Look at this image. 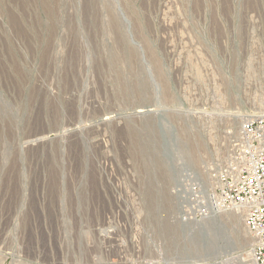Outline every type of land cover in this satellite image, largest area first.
<instances>
[{
	"label": "rangeland",
	"instance_id": "rangeland-1",
	"mask_svg": "<svg viewBox=\"0 0 264 264\" xmlns=\"http://www.w3.org/2000/svg\"><path fill=\"white\" fill-rule=\"evenodd\" d=\"M259 112L264 0H0V264H250L173 192Z\"/></svg>",
	"mask_w": 264,
	"mask_h": 264
},
{
	"label": "built area",
	"instance_id": "built-area-1",
	"mask_svg": "<svg viewBox=\"0 0 264 264\" xmlns=\"http://www.w3.org/2000/svg\"><path fill=\"white\" fill-rule=\"evenodd\" d=\"M218 136L205 176L185 173L174 188L178 219L192 224L224 213L240 216L251 240L249 262L264 264V112L246 115L236 135ZM124 246L106 264H138Z\"/></svg>",
	"mask_w": 264,
	"mask_h": 264
},
{
	"label": "bare ground",
	"instance_id": "bare-ground-1",
	"mask_svg": "<svg viewBox=\"0 0 264 264\" xmlns=\"http://www.w3.org/2000/svg\"><path fill=\"white\" fill-rule=\"evenodd\" d=\"M262 108V107H261ZM263 109V108H262ZM237 117H239V116H237ZM241 117V116H240ZM235 118V117H234ZM244 117H242L241 118V120L243 119ZM238 119V118H237ZM193 144V143H192ZM196 145V144H195ZM198 146V145H197ZM192 155H194V154H192ZM159 168L160 169H164L163 167H161V166H159ZM166 169H164V175L166 176V171H165ZM168 174V173H167ZM168 176V175H167ZM162 177V176H161ZM159 199L157 198V196L155 197V199H153V201H152V206L153 207H156V208H158V204H159V201H158ZM248 233V232H247ZM193 249L191 250V249H189V251H187L185 248H182L181 249V254H185V255H191V254H201V250L199 249V248H197V246H195V248L194 247H192Z\"/></svg>",
	"mask_w": 264,
	"mask_h": 264
}]
</instances>
